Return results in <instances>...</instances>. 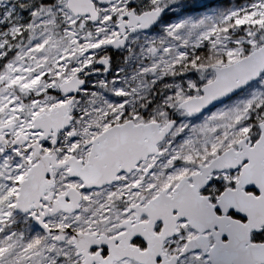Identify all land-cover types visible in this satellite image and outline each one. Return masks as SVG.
Instances as JSON below:
<instances>
[{"label":"snow or ice","instance_id":"obj_1","mask_svg":"<svg viewBox=\"0 0 264 264\" xmlns=\"http://www.w3.org/2000/svg\"><path fill=\"white\" fill-rule=\"evenodd\" d=\"M0 264H264V0H0Z\"/></svg>","mask_w":264,"mask_h":264}]
</instances>
